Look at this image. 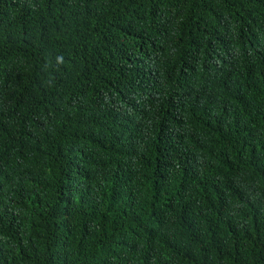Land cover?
I'll return each mask as SVG.
<instances>
[{
  "label": "trees",
  "instance_id": "obj_1",
  "mask_svg": "<svg viewBox=\"0 0 264 264\" xmlns=\"http://www.w3.org/2000/svg\"><path fill=\"white\" fill-rule=\"evenodd\" d=\"M0 264H264V0H0Z\"/></svg>",
  "mask_w": 264,
  "mask_h": 264
}]
</instances>
